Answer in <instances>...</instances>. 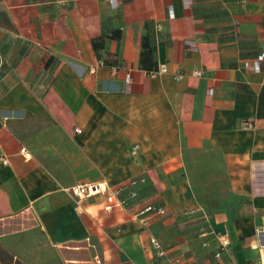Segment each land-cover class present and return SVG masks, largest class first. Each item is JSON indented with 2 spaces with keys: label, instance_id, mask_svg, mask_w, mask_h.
<instances>
[{
  "label": "crops",
  "instance_id": "crops-1",
  "mask_svg": "<svg viewBox=\"0 0 264 264\" xmlns=\"http://www.w3.org/2000/svg\"><path fill=\"white\" fill-rule=\"evenodd\" d=\"M262 54L264 0H0V264H264Z\"/></svg>",
  "mask_w": 264,
  "mask_h": 264
},
{
  "label": "built area",
  "instance_id": "built-area-1",
  "mask_svg": "<svg viewBox=\"0 0 264 264\" xmlns=\"http://www.w3.org/2000/svg\"><path fill=\"white\" fill-rule=\"evenodd\" d=\"M264 61V54L258 56L251 64H248V68L259 70L261 68L262 62ZM159 68L150 71L151 76H156L159 74H164L168 72V66L166 64H161L158 66ZM196 75H201V71H195ZM184 74L179 73L176 75V79H183ZM76 132L81 133L82 130L76 128ZM3 163L7 164L8 160L6 158H2ZM138 180L133 179L124 185H112L106 181L103 182H89V183H81L76 184L71 187L72 193L78 197L79 199L93 197L96 195H104L109 202V205H119L128 211L133 212L137 207L138 202L135 199V194L129 192V188L132 185H136ZM129 192L128 195L124 196L123 193ZM166 213V209L155 205V204H146L143 207L139 208L134 214L139 218H144L145 221L162 216ZM258 238L260 239L261 245L264 246V227L257 231ZM222 247L226 248L230 244V240L226 235H219ZM150 246L155 250L156 254L160 257H164L166 255V251L164 249V245L160 242V240L155 237H150Z\"/></svg>",
  "mask_w": 264,
  "mask_h": 264
},
{
  "label": "trees",
  "instance_id": "trees-1",
  "mask_svg": "<svg viewBox=\"0 0 264 264\" xmlns=\"http://www.w3.org/2000/svg\"><path fill=\"white\" fill-rule=\"evenodd\" d=\"M98 41L94 42V45L97 46ZM151 54V51H149V47L146 42H144V53L142 54V62L145 61L147 54Z\"/></svg>",
  "mask_w": 264,
  "mask_h": 264
}]
</instances>
